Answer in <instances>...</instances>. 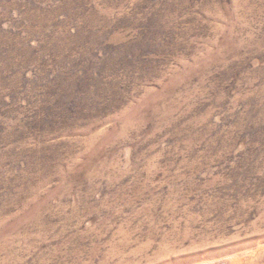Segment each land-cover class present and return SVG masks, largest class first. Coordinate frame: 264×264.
Masks as SVG:
<instances>
[{"label": "rangeland", "instance_id": "1", "mask_svg": "<svg viewBox=\"0 0 264 264\" xmlns=\"http://www.w3.org/2000/svg\"><path fill=\"white\" fill-rule=\"evenodd\" d=\"M54 2L0 0V37L23 17L29 33L55 32ZM90 6L74 25L95 51L133 62L143 17L156 44L71 126L32 80L47 59L24 85L0 72V264H264V0ZM40 112L59 128L43 134Z\"/></svg>", "mask_w": 264, "mask_h": 264}, {"label": "trees", "instance_id": "2", "mask_svg": "<svg viewBox=\"0 0 264 264\" xmlns=\"http://www.w3.org/2000/svg\"><path fill=\"white\" fill-rule=\"evenodd\" d=\"M54 1L53 7L50 5L46 10L45 18L52 22L56 21L58 25L55 27V32L42 36L33 34L34 30L30 27L29 33L25 26L28 19L23 17V24H12L13 28L9 31L10 36L0 37V72L5 80L16 85H24L32 81L25 79L23 71L33 72L31 68L35 67L37 59H47V67L50 68L48 77L44 69L39 68L37 75L33 73L32 80L35 83L38 79H44L48 83V93L50 91L53 93L47 95L46 104H51L53 112L56 111L62 117V126H71L83 119L85 113L90 111L92 97L98 98L101 91L107 90L106 83L114 78L110 76L123 74L127 70L141 71L142 61H135L136 49L148 55L144 51H147L148 46L152 47L153 42L156 44L157 26L154 25L153 20L144 17L143 20L135 18L132 24L135 29V39L127 44L126 49L132 57L133 62H131L122 59L123 53L117 48L95 51L98 47L95 48L94 41L83 37L78 27L74 25L75 22L83 20V23H87L94 16L91 15L90 2L95 0ZM101 9L106 11L104 8ZM98 13L104 14L101 11ZM111 15L117 22L126 20L124 16ZM108 29L115 31L113 24ZM75 45L78 49H72ZM76 54L83 55L89 64L76 63L74 60ZM39 63H37L38 67ZM105 73H107V78H101ZM3 77L0 76L1 82ZM60 116L40 112L35 124L43 129L44 134L47 130L59 128Z\"/></svg>", "mask_w": 264, "mask_h": 264}]
</instances>
